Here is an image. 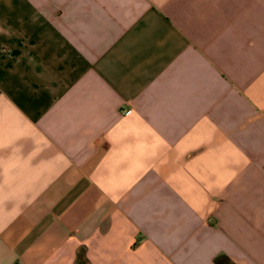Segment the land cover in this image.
I'll list each match as a JSON object with an SVG mask.
<instances>
[{"label": "crops", "instance_id": "0c3cea01", "mask_svg": "<svg viewBox=\"0 0 264 264\" xmlns=\"http://www.w3.org/2000/svg\"><path fill=\"white\" fill-rule=\"evenodd\" d=\"M0 264H264V0H0Z\"/></svg>", "mask_w": 264, "mask_h": 264}]
</instances>
